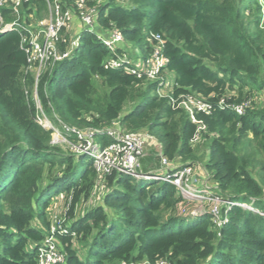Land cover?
Here are the masks:
<instances>
[{"label": "trees", "instance_id": "1", "mask_svg": "<svg viewBox=\"0 0 264 264\" xmlns=\"http://www.w3.org/2000/svg\"><path fill=\"white\" fill-rule=\"evenodd\" d=\"M96 1L97 31H82L71 56L39 82L45 115L59 127L56 117L77 129L99 131L103 146L112 142L107 131L116 124L147 134L171 162L195 168L200 164L192 143L197 125L158 92L168 83L174 98L201 95L213 104L211 114L197 115L206 125L201 140L208 141V159L200 166L213 192L264 211L259 0ZM45 6L32 0L26 14L35 7L42 19ZM112 28L123 37L114 51L98 38ZM151 34L165 41L162 80L109 65L117 59L134 62L138 51L146 63ZM34 86L19 34H0V264H38L37 247L51 230L47 210L63 193L69 203L68 234L57 238L63 264H264V216L234 207L222 226L208 214L183 216L186 201L167 183L109 176L102 204L77 216L97 186L96 172L86 157L52 144V131L37 122ZM221 99L229 106L251 100V106L238 115L221 109Z\"/></svg>", "mask_w": 264, "mask_h": 264}, {"label": "built area", "instance_id": "2", "mask_svg": "<svg viewBox=\"0 0 264 264\" xmlns=\"http://www.w3.org/2000/svg\"><path fill=\"white\" fill-rule=\"evenodd\" d=\"M32 0H0V34L15 31L20 36V48L27 56V72L31 73L35 79V98L37 109H41V102L38 97V85L44 74L52 70L58 63L68 59L79 43L80 35L71 36V32L76 20L81 22L84 30L90 32L97 31V6H92L91 0H43L47 6V16L38 24H31L27 19L31 14H26L25 5ZM4 10L9 12L11 17L7 21ZM35 11L36 8L34 7ZM108 36V37H107ZM99 40L104 46L114 51L116 47L123 42V37L120 31L112 28L107 33H98ZM153 52L146 63L137 62L134 64L126 59H117L109 62V65L114 68H125L128 72L137 74L139 77L145 75L148 80H162L161 70L166 66L167 59L164 56L162 49L165 41L161 35L151 34ZM169 84L166 83L164 88L159 90V95L164 98H169L173 107L184 108L191 121L197 125V132L192 140V143L201 141V135L206 130V125L199 120V113L211 114L213 104L208 99L191 94L181 95L179 98H174L172 91L166 93ZM221 109H231L238 115H243L245 110L251 106V100H244L238 105L229 106L225 99L218 101ZM37 119V122L43 126L42 121L46 120L45 129L52 131V144H55L61 132L56 128L48 118L44 111ZM62 131L66 132L67 138L61 136V139L67 142L70 146V152L76 156H84L90 159L92 167L97 175V185L105 184L104 179L112 176H126L134 180H143L150 182H162L174 186L178 193L186 202H200L209 204L210 210L207 214L211 216L212 221L222 226L228 220L229 211L234 207H239L244 210L252 211L255 214L264 216L263 210L254 208L252 204L241 201H231L216 196L213 192V186L206 185L204 191H200L193 184L195 169L192 166H178L171 162L162 154L160 146L159 153L162 160V165L167 172L164 174H145L140 169V159L144 156L147 150V141L152 140L150 136L144 133H122L114 128L107 131V135L112 142L106 146L99 141L97 135L99 131L94 129H77L66 125L58 117H56ZM120 129V128H119ZM54 138V140H53ZM74 138V139H72ZM208 180V175H205ZM188 205V204H187ZM69 211V208H68ZM62 219L55 220L51 225L50 235L37 247V262L38 264H63L65 256L60 250L57 242L59 235L68 234L67 213ZM184 216L200 217L203 212L182 211ZM157 264H171L164 260Z\"/></svg>", "mask_w": 264, "mask_h": 264}, {"label": "rangeland", "instance_id": "3", "mask_svg": "<svg viewBox=\"0 0 264 264\" xmlns=\"http://www.w3.org/2000/svg\"><path fill=\"white\" fill-rule=\"evenodd\" d=\"M101 1H103V0H101ZM96 3H98L96 0H91L90 4L92 6H96ZM259 4H260V6L262 8L261 26H262V28L264 30V0H259ZM44 10H45V12H43V14H42L43 15L42 19H38L37 18V14L36 13H38V9H36L31 14L30 17H28V15H26V17H27V19L29 20V22L31 24H33V23L34 24H38V23L42 22V20H44L46 18V16H47V6L44 7ZM78 35H80V33L77 32V28L75 30L71 31L68 34L69 38L71 36H78ZM263 37H264V34H263ZM263 41H264V38H263ZM152 52H153V49H151L150 54H152ZM143 55L144 54H142L140 51L136 52L135 55L133 56V60H134L133 63L141 62V64H143L142 61H141V58L144 57ZM98 88H100V87H98ZM172 88H173V85L169 86L168 89H165L164 91L166 93H170L172 91ZM99 92H100L99 94H102L101 91H99ZM33 100H34V102L36 104V107H37V102H36L35 96H33ZM41 110L44 111L43 108H41V109L38 108V111H39L40 115L42 114ZM127 110H128V108L125 109V112ZM42 117L43 116L41 115V119H42ZM46 117L48 118L50 123H52L56 128L58 127L54 122L51 121V119L48 116H46ZM42 124H44L46 126L48 123H47L46 120H44V121H42ZM113 128L115 130H117V131L121 130V132L125 133V134L131 133L129 130H127L125 128H120V125H118V124L114 125ZM58 129L62 133L61 136L67 138L66 132L62 131L61 127H58ZM61 136L58 137V139L56 140L55 144H53V145L60 147L64 151H69L70 152L69 144L67 142H65L64 140H62ZM53 140H54V138H53ZM153 142H155V144L159 145V143H157L156 139H154ZM194 149H195L196 155H197L199 163H200V164L199 163L198 164L201 165V162L204 163L208 159V141L205 140V138L203 137L200 142L194 143ZM141 159H140V168H141ZM86 160H87L88 163H91L89 158L86 157ZM141 170H142V168H141ZM155 174L157 175L159 173H155ZM208 181H210V180L208 179ZM96 182H97V175H96ZM147 183H151V184L159 185V186L162 184L160 182H156V183L155 182H153V183L152 182H147ZM198 188H199L200 191H204L205 190V186H202V187L198 186ZM105 192H106V185L105 184L102 183V184L97 185L96 188L93 189V194L91 195L89 200L85 201L87 203L81 204L78 207L76 215L80 216L82 211H86L91 206L93 207V205H97V204L102 203V199L104 197ZM67 199H68V194H66V193L58 194L56 197H53L52 202H51V204H50V206H49V208L47 210V214H48V217H49V219L51 221V225H52V223L55 220L62 219V218L65 217L64 216L66 214L65 212L68 211V208H69V203H68ZM184 209H187L189 211H195V212L196 211H201V212H203V214H201L200 216H204V215L207 214V211L210 210V206H209V204L207 205L205 203H200V202H186V205H183L182 209H180L181 215L183 214L182 211ZM261 213L264 215V212H261ZM191 223H192V218L190 217L189 219H187V221H185V226H188ZM140 264H148V263L147 262H142Z\"/></svg>", "mask_w": 264, "mask_h": 264}, {"label": "crops", "instance_id": "4", "mask_svg": "<svg viewBox=\"0 0 264 264\" xmlns=\"http://www.w3.org/2000/svg\"><path fill=\"white\" fill-rule=\"evenodd\" d=\"M76 28H77V32L80 34L82 33V31H84L83 25L78 20L75 21L71 31L75 30ZM153 140L147 141V150H146L147 152L144 154V156L141 159V168H142L141 171L143 173L146 172L145 174H155V173L164 174L167 172V169H165L162 165V160L159 153L160 144L159 145L155 144ZM157 143L159 142L157 141ZM176 164L178 166L183 165L180 163H176ZM194 169H195V173H194L195 175H194L193 184L196 187L206 186L207 184L212 186L211 182L208 181L205 177L206 175L205 170L200 165H198Z\"/></svg>", "mask_w": 264, "mask_h": 264}, {"label": "water", "instance_id": "5", "mask_svg": "<svg viewBox=\"0 0 264 264\" xmlns=\"http://www.w3.org/2000/svg\"><path fill=\"white\" fill-rule=\"evenodd\" d=\"M108 37V36H107Z\"/></svg>", "mask_w": 264, "mask_h": 264}]
</instances>
